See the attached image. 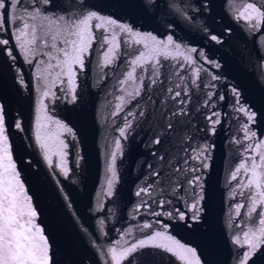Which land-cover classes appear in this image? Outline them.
Returning <instances> with one entry per match:
<instances>
[{
	"label": "water",
	"instance_id": "1",
	"mask_svg": "<svg viewBox=\"0 0 264 264\" xmlns=\"http://www.w3.org/2000/svg\"><path fill=\"white\" fill-rule=\"evenodd\" d=\"M61 2L64 7H72V0ZM88 2L94 5L91 10L129 24L142 33L166 38L174 31V39L182 46L197 49V53L192 55L198 60V65H203L207 71L201 72L197 81L199 87L190 86L189 96H183L182 89H177L182 91L180 99L188 101L185 108L187 114L169 117L174 124L179 121L173 132L165 130L168 121L161 113H170L185 106L171 100L170 94L164 99V93L153 89L155 105L142 103L145 99L143 95L128 105L125 111L140 104L141 108L155 114L151 122L133 121L128 139L122 140L124 152L116 164L119 182L115 186V194L108 197L105 192L110 175V153L114 140L119 138L118 129L123 125L124 113L112 116L114 104L118 101L109 91L120 94L114 88L115 77L106 75L102 83H99V78L112 73L113 69L106 68L100 72L96 67V57H90L92 63L79 78L74 103L59 89L54 91L62 99L45 101L48 114L72 129V134L65 133L63 136L68 144L65 174L57 167L56 156L52 157V165L48 164L35 141L37 88L41 86L34 78L35 69L25 63L19 53L14 52L17 59L13 62L0 52V104L5 107L20 179L38 213L36 222L49 239L53 264H107L108 258L103 255L102 249L111 246L110 242L114 243L129 227H133L137 239L143 238L145 233L136 229L137 224L155 219H164L170 224L169 232L195 248L206 264H237L236 255L242 249H237L233 239L242 229L247 230L252 222L246 217L247 207L241 209L240 217L235 216V206L238 203L247 206L249 201L239 195L238 181L231 180V174L248 155L246 146L255 141L244 138L243 128L247 118L236 110L238 106L234 103L232 88L239 89L241 102L257 113L256 122L250 127L256 132L257 140H264V25L257 31L236 18L237 9L245 0H155L159 7L149 10L142 6V0ZM248 2L264 10V0ZM172 3L192 16V21L177 15L170 6ZM169 20L175 22L174 30L167 28ZM210 35L218 37L220 42L211 40ZM0 38L9 39V46L15 48L12 29L0 33ZM133 47L122 43L121 57L114 68L124 67L125 61L132 58L128 53ZM200 52L219 68L213 67L212 63L204 64L198 57ZM185 69L188 71L187 66ZM20 74L23 75V85L19 83ZM188 75L190 77V71ZM212 75H217L219 79L213 80ZM210 93L213 95L208 100ZM221 95L223 100L218 99ZM206 102L209 106H205ZM211 112H218L220 119L214 135L209 131L210 122L206 118ZM17 122L22 124V130L15 128ZM51 128L55 130V125ZM157 135L162 137V146L152 143ZM184 135L193 137L196 144L213 146L209 167L200 173L203 176L205 211L200 222L193 223L190 228L179 220L153 217L143 206L140 212L135 211L141 200L135 192L145 173L150 171L147 165L162 163L157 156L164 154L175 157L174 162L182 161L183 147L192 143L184 140ZM153 152L157 156H153ZM234 191L237 192L235 197ZM162 198L157 196V199ZM101 203L103 211L99 210ZM238 224L241 227H237ZM143 252L153 254L138 253L134 264H173V258L165 253L151 249ZM256 264H264V256Z\"/></svg>",
	"mask_w": 264,
	"mask_h": 264
},
{
	"label": "snow or ice",
	"instance_id": "2",
	"mask_svg": "<svg viewBox=\"0 0 264 264\" xmlns=\"http://www.w3.org/2000/svg\"><path fill=\"white\" fill-rule=\"evenodd\" d=\"M142 6L145 10L159 7L155 0H142ZM170 6L182 19L192 21L193 17L178 4L172 3ZM93 7L88 0H72L71 8L64 7L61 0H0V33L12 29V43L15 45L13 49L9 46V39L0 38V52L13 62L17 59L14 52L19 53L24 62L35 69L34 78L41 85L37 88L39 99L35 141L44 152L48 164L51 166L52 157L56 156L57 167L65 174L68 144L63 136L65 133L72 134V129L48 114L45 101L62 99L54 91L59 89L61 93L69 95L74 103L77 100L79 78L92 63L90 57H96V67L100 72L106 68L113 69L112 73L103 74L99 78V83H102L106 75L115 77L114 88L120 94L109 91L118 101L114 104L112 116L124 113L123 125L118 129L119 138L114 140L113 151L110 153V175L105 195L111 197L119 182L116 164L118 157L123 156L122 140L128 139L133 121L151 122L155 114L147 108H141L140 104L127 111L125 109L142 95L145 97L142 103L151 102L155 105L153 89L164 93V99L170 94L171 100L185 106L170 113H161L163 119L168 121L165 130L173 132L179 121L174 124L169 117L187 114L185 108L188 101L180 99L182 91L183 96H189L190 86L199 87L197 81L200 74L207 69L198 65V60L194 59L192 54L197 53V49L182 46L174 39V31L166 38H158L152 33L134 30L133 26L115 18L101 15L91 10ZM236 18L258 31L264 25V10L245 0L237 9ZM175 27L174 21H167V28L174 30ZM209 38L220 42L215 35ZM122 43L134 46L131 53H128L132 58L125 61L123 68H114L121 57ZM198 57L204 64L212 63L213 67L219 68L218 64L208 61L202 52L198 53ZM212 79L219 77L212 75ZM19 83L24 84L22 74L19 75ZM162 85L166 87H160ZM232 94L238 106L236 110L247 118L243 128L244 138L255 141L246 146L245 152L248 155L231 174V180L238 181L239 195L249 201L247 206L244 203L235 206V216L240 217L241 209L247 207L246 217L252 222L247 230L242 229L235 236L233 244L237 249H242L237 252V264H256L264 256V140H257L256 132L250 127L251 123L256 122L257 113L241 102L239 89L233 87ZM212 95H208V100H211ZM218 99L223 100V95ZM205 106H209L207 102ZM206 118L210 122L209 131L214 135L216 125L220 123L219 113L211 112ZM52 125H55V130H52ZM15 128L22 130V124L17 122ZM183 139L192 143L183 147L182 161L174 162L173 156H157L156 152L152 153L162 163L147 165L150 171L145 173L135 192L141 198L135 211L140 212L143 206L153 217L179 220L190 228L193 223L200 222L205 211L203 176L200 173L209 167L210 149L213 146L207 143L196 144L189 135H184ZM152 143L162 146V137L157 135ZM236 194L234 191L233 196ZM157 196L163 198L157 199ZM99 210L103 211L102 203ZM37 218L32 198L20 179L8 133L5 107L0 104V264H53L49 239L36 222ZM100 224L103 225L102 219ZM170 227L164 219L140 222L136 229L143 231L145 236L139 239L134 236L133 227L127 228L119 239L110 242L111 246L101 250L108 258L107 264H134L138 253L153 254L143 252L148 249L167 254L173 258V264H206L195 248L176 239L169 232Z\"/></svg>",
	"mask_w": 264,
	"mask_h": 264
}]
</instances>
